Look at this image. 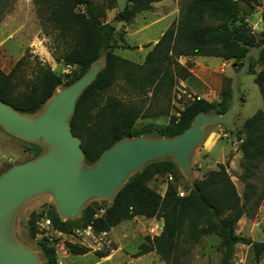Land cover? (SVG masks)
I'll return each instance as SVG.
<instances>
[{
	"label": "trees",
	"instance_id": "16d2710c",
	"mask_svg": "<svg viewBox=\"0 0 264 264\" xmlns=\"http://www.w3.org/2000/svg\"><path fill=\"white\" fill-rule=\"evenodd\" d=\"M160 0H126L123 9L114 15L113 21L130 25L135 18L150 12ZM36 18L45 31L52 35L56 61L70 66L68 74H56L48 66L36 65L32 79L22 81L18 89L22 58L9 73L0 69V101L24 115H35L53 96L57 88H66L85 75L92 64L103 60L104 67L93 82L84 89L75 103L69 119V128L80 139V148L85 165H92L103 151L124 138L149 136L171 139L190 126L196 115H222L231 108L230 94L223 92L219 103L203 100L188 104L179 117L171 116L162 127L137 128V121L144 118L139 105L107 95L108 90L120 79L132 90L145 95L170 94L179 81L191 78L188 65L182 66L181 57L218 58L244 65L250 51L247 73L254 76L262 98V109L246 119L241 129L235 131L241 154L240 181L244 185L239 196L226 164L208 171L200 180H193L186 195L179 197L171 184L161 195L147 185L149 175L170 172L176 165L170 161H153L131 176L120 188L112 202H93L82 209L81 217L62 221L56 211L51 217L55 229L67 234L74 228L93 223L96 231L109 232L123 222L134 218L162 221L157 236H146L139 246L136 257L154 252L165 264H180L179 248L184 239L198 240L214 235L223 247L222 264H229L236 245L250 247L256 262L264 256V239L260 242L236 235L238 221L248 216L246 205L257 195L255 206L264 200V188L256 193L247 179L264 163V36L258 39L250 33L241 18V4H254L258 0H189L173 22L147 52L142 65L129 62L114 53L118 47L117 30L111 22H104V10L94 0H32ZM106 9L115 8V0H107ZM264 26V19H263ZM121 47L133 49L119 36ZM262 69L257 73L256 66ZM35 151L34 159L41 148L29 144ZM100 201V200H99ZM99 203V204H98ZM99 208L105 210L102 217L94 219ZM34 216L28 224L30 238L39 231ZM40 235V234H39ZM44 264H58L54 244L45 238L38 242ZM68 254L85 255L87 250L65 243ZM98 258L108 253H97Z\"/></svg>",
	"mask_w": 264,
	"mask_h": 264
},
{
	"label": "rangeland",
	"instance_id": "374dc122",
	"mask_svg": "<svg viewBox=\"0 0 264 264\" xmlns=\"http://www.w3.org/2000/svg\"><path fill=\"white\" fill-rule=\"evenodd\" d=\"M94 2L104 10L103 21L112 23L115 22L113 21L114 15L123 9L126 0H115V8L112 10L106 9L107 0H94ZM188 2L189 0H162L150 12L139 14L130 25L115 22L118 47L114 50V53L129 62L142 65L147 52L157 42L162 33L179 18L181 10ZM241 13V18H243V22L250 33L258 39L263 37L264 0H258L256 5L251 3L241 4ZM119 36L126 45L133 47V49L122 48L121 42L118 40ZM52 38L48 30L45 31L41 28L36 18L32 0H0V69L4 73H9L15 64L24 58L25 63L18 74L21 78L18 89L22 88V81L33 78L37 64L48 66L54 73L62 74L64 67L56 61V56L59 53L54 49ZM255 52L250 51L251 54ZM190 59L194 60V58ZM195 61L212 63L213 67L220 66V70L215 75L204 74L206 85L200 91L195 89L199 86L198 81L187 78L185 81L179 80L168 96L165 93L152 96L151 92L143 95L132 90L122 80L118 79L108 90L107 95L124 101H132L140 106L144 118L137 121L136 126L138 129L147 126L162 127L168 123L172 116V95L179 84L200 96L203 101L211 104L219 103L222 99L221 94L227 92L230 94L228 104L231 103L232 106V79L236 76L235 92L239 109L232 117L233 126L227 128L223 125H215L206 129L203 142L193 149L189 158L191 178L187 179L176 166L170 172L149 175L146 183L161 195L164 193L166 186L171 184L184 196L188 193L190 183L193 180L202 179L208 171L216 170L219 164L224 165L228 161L227 171L239 196L242 197L244 185L240 181L242 174V168L240 167L241 154L238 151L239 142L235 131L241 129L246 119L262 109L260 92L254 83V76L247 73L248 68L241 71L244 65L240 66L239 63H232L231 61H222L221 64L220 59L207 57H197ZM223 64L226 66L223 67ZM187 65L188 67H196L199 70V66H196L195 63H188ZM225 69V72H221ZM261 69L262 67L258 65L254 68V71L257 73ZM214 141H216L215 145L210 148ZM34 151L27 143L11 137L0 128V175L13 166L31 160ZM170 160L172 159H162V161ZM169 178H172V180L169 181ZM247 181L254 186L256 193L264 188V163L259 165ZM256 197L257 195L253 196L250 203L246 205L248 216L238 221L235 233L238 236L260 242L264 239V200L255 206ZM93 202L96 201H90L87 204H93ZM97 202L103 203L102 200ZM54 210L55 207L51 199L42 197L27 204L16 220L18 237L36 251L42 264H44V259L38 246L42 236L39 232L40 235L38 234L33 239L30 238L27 223L32 216H34L36 223L41 218L51 220ZM142 225H144L143 222L133 225L128 224L119 231L114 229L117 240L114 242L111 237L113 241L112 250L120 247V251L110 261L100 264H165L157 255L136 257L139 246L144 242L145 237L143 231L139 229V226ZM151 227L154 232L149 231L147 235L157 236L156 233L160 231L161 227L154 225ZM135 231L139 235H133L129 239L123 237L125 233ZM50 242L54 244L58 264H97L99 261L96 254H94L95 256H73L68 254L63 238H52ZM223 250L220 239L214 235H209L198 240L194 238L184 239L180 244L178 256L180 264H222ZM229 264H264V256L256 262L250 247L236 245Z\"/></svg>",
	"mask_w": 264,
	"mask_h": 264
},
{
	"label": "water",
	"instance_id": "95a60500",
	"mask_svg": "<svg viewBox=\"0 0 264 264\" xmlns=\"http://www.w3.org/2000/svg\"><path fill=\"white\" fill-rule=\"evenodd\" d=\"M114 25L112 22L111 26ZM256 53L246 54L241 71L248 67L249 56ZM103 67L101 59L72 85L57 88L32 116L18 113L0 101V128L15 139L41 148L34 159L0 175V264H42L36 251L16 233L17 217L31 201L49 197L62 221L74 220L90 201L112 202L116 192L148 162L171 158L190 179L189 158L203 142L206 129L215 125L233 126L232 117L239 109L236 76L232 79V106L224 114L200 113L188 128L171 139L124 138L103 151L94 164L85 165L80 139L73 136L68 122L77 99Z\"/></svg>",
	"mask_w": 264,
	"mask_h": 264
},
{
	"label": "built area",
	"instance_id": "2783aa9c",
	"mask_svg": "<svg viewBox=\"0 0 264 264\" xmlns=\"http://www.w3.org/2000/svg\"><path fill=\"white\" fill-rule=\"evenodd\" d=\"M225 66L226 65L223 64V67ZM63 67L62 74H68L72 70L70 66ZM200 100H202L200 96H197L185 86L179 84L173 91L172 95V116L179 117L180 112H182L188 104ZM171 180L172 178H169V181ZM178 196L182 197L183 194L178 191ZM104 212L105 210L103 208H99L94 219L102 217ZM36 224L41 236L49 241H51L52 238H63L64 246L65 243L76 245L94 254L110 253L112 251L113 241L109 232L96 231L92 222L85 227L74 228L67 234L55 229L51 220L48 218H41ZM161 229L162 228H160V232Z\"/></svg>",
	"mask_w": 264,
	"mask_h": 264
},
{
	"label": "crops",
	"instance_id": "0c3cea01",
	"mask_svg": "<svg viewBox=\"0 0 264 264\" xmlns=\"http://www.w3.org/2000/svg\"><path fill=\"white\" fill-rule=\"evenodd\" d=\"M162 2L159 1L158 3ZM158 3H155L153 5V8H155L157 6ZM197 58V57H195ZM195 58L194 60H191L190 58H185V57H181L178 59V62L180 65L182 66H186L188 63H195L196 66H199V70L193 67H189V72L191 74V78L195 79L198 81L199 83V86L195 89H197L198 91H200V89L205 86V77H204V74H207V75H215L216 73H218L217 71L220 70V66L219 67H213L212 66V63H200L198 61H195ZM206 58V57H205ZM218 59V58H217ZM221 60V59H220ZM226 62V61H224ZM221 64H222V60H221ZM220 64V65H221ZM225 70H221V72H225ZM216 140V139H215ZM216 141H214L211 145H210V148L215 145ZM140 219H142L143 221H141ZM143 222L144 225H142L141 227L139 226V229L140 231L142 230L143 231V235L146 237V236H150V235H147V233L150 231V232H154V229H152V225L154 226H160L162 228V221L161 220H155V219H143V218H134L133 220L131 221H127V222H123L121 223L120 225H118L117 227L115 228H112L110 231H109V234L111 235L113 241L115 242L117 240V237H116V234L114 232V229H117V231L119 230H122V228H124L125 226H127L128 224L130 225H133L135 223H141ZM157 235L160 234V231L158 233H156ZM133 235L137 236L139 235L136 231L135 232H127L123 235V237L125 239H129V238H132ZM152 236V235H151ZM144 237V238H145ZM120 251V247L112 250L107 257H104V258H98L99 261L97 262V264H100V263H104L106 261H110L113 256L118 252ZM86 255H94V253H90L88 252L87 254L85 255H80V256H86ZM152 255H156L154 252H151V253H148L146 255H143L144 256H152ZM95 256V255H94ZM142 257V256H141ZM141 257H138V258H141Z\"/></svg>",
	"mask_w": 264,
	"mask_h": 264
}]
</instances>
